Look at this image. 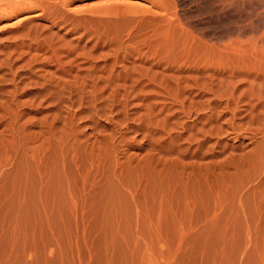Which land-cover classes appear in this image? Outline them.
I'll return each instance as SVG.
<instances>
[{"label": "rangeland", "instance_id": "obj_1", "mask_svg": "<svg viewBox=\"0 0 264 264\" xmlns=\"http://www.w3.org/2000/svg\"><path fill=\"white\" fill-rule=\"evenodd\" d=\"M46 2L0 15V264H264V61Z\"/></svg>", "mask_w": 264, "mask_h": 264}, {"label": "bare ground", "instance_id": "obj_2", "mask_svg": "<svg viewBox=\"0 0 264 264\" xmlns=\"http://www.w3.org/2000/svg\"><path fill=\"white\" fill-rule=\"evenodd\" d=\"M46 1L0 0V15L9 10L12 13L23 6L32 8V4L34 7L40 5L47 11L50 3L45 5L48 3ZM151 1L162 9L160 13L152 11V14H148L137 7L130 12H118L104 7L92 10L91 13L98 16L128 15L132 19L156 21L157 27L161 25L157 37L165 50L187 53L202 63L211 59L221 63L229 57H237L242 61H246L245 58L261 63L264 61V0Z\"/></svg>", "mask_w": 264, "mask_h": 264}]
</instances>
